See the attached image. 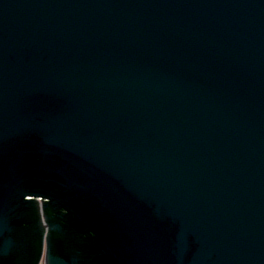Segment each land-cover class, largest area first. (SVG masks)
<instances>
[{
	"label": "water",
	"instance_id": "water-1",
	"mask_svg": "<svg viewBox=\"0 0 264 264\" xmlns=\"http://www.w3.org/2000/svg\"><path fill=\"white\" fill-rule=\"evenodd\" d=\"M0 264H264V0H0Z\"/></svg>",
	"mask_w": 264,
	"mask_h": 264
}]
</instances>
